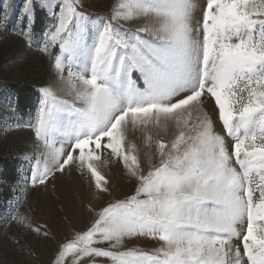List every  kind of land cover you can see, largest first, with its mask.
I'll use <instances>...</instances> for the list:
<instances>
[{
  "label": "rangeland",
  "instance_id": "374dc122",
  "mask_svg": "<svg viewBox=\"0 0 264 264\" xmlns=\"http://www.w3.org/2000/svg\"><path fill=\"white\" fill-rule=\"evenodd\" d=\"M0 264H264V0H0Z\"/></svg>",
  "mask_w": 264,
  "mask_h": 264
},
{
  "label": "bare ground",
  "instance_id": "6f19581e",
  "mask_svg": "<svg viewBox=\"0 0 264 264\" xmlns=\"http://www.w3.org/2000/svg\"><path fill=\"white\" fill-rule=\"evenodd\" d=\"M80 88H82V86ZM107 143H106V140L103 138V136H101L99 138L89 139L88 142L86 143V148H88L89 150H92L94 153H96L100 157L105 158L110 152V147L107 145ZM92 190H94V188L91 189V186H90V191Z\"/></svg>",
  "mask_w": 264,
  "mask_h": 264
}]
</instances>
